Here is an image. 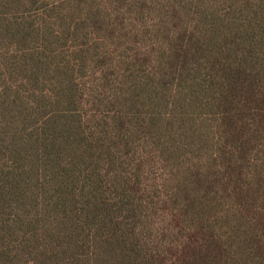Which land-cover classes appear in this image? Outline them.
Segmentation results:
<instances>
[{
  "label": "trees",
  "instance_id": "trees-1",
  "mask_svg": "<svg viewBox=\"0 0 264 264\" xmlns=\"http://www.w3.org/2000/svg\"><path fill=\"white\" fill-rule=\"evenodd\" d=\"M0 264H264V0H0Z\"/></svg>",
  "mask_w": 264,
  "mask_h": 264
}]
</instances>
